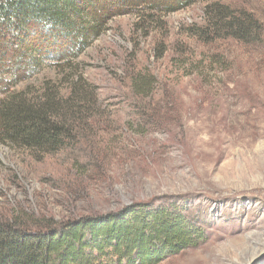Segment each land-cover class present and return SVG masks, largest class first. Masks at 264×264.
<instances>
[{
  "label": "rangeland",
  "instance_id": "374dc122",
  "mask_svg": "<svg viewBox=\"0 0 264 264\" xmlns=\"http://www.w3.org/2000/svg\"><path fill=\"white\" fill-rule=\"evenodd\" d=\"M214 2L264 25V0H195L169 13L141 1L103 23L73 59L97 88L101 116L81 141L53 153L0 140V220L38 229L135 202H179L205 219L208 239L159 264H264V41L192 35ZM56 62L7 95L62 82L72 67ZM136 73L154 76L167 129L149 130L135 115Z\"/></svg>",
  "mask_w": 264,
  "mask_h": 264
},
{
  "label": "trees",
  "instance_id": "16d2710c",
  "mask_svg": "<svg viewBox=\"0 0 264 264\" xmlns=\"http://www.w3.org/2000/svg\"><path fill=\"white\" fill-rule=\"evenodd\" d=\"M141 1L169 13L195 0H0V95L6 94L0 99V140L47 153L81 141L102 110L96 86L73 59L100 35L109 17ZM205 13V23L191 29L199 40L264 41V25L249 10L214 2ZM46 60H64L72 67L67 78L59 84L45 79L7 95L12 83L33 77ZM129 79L139 102L135 115L148 129H167L162 107L152 97L154 76L136 73ZM207 239L205 219L185 203L135 202L38 229L0 220V264H159Z\"/></svg>",
  "mask_w": 264,
  "mask_h": 264
}]
</instances>
